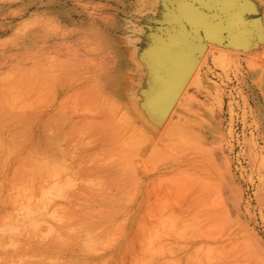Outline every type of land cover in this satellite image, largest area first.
<instances>
[{
    "label": "rangeland",
    "instance_id": "rangeland-1",
    "mask_svg": "<svg viewBox=\"0 0 264 264\" xmlns=\"http://www.w3.org/2000/svg\"><path fill=\"white\" fill-rule=\"evenodd\" d=\"M215 21L223 33L207 41ZM0 127L4 141L26 137L0 154V215L10 191L38 196L41 161L74 180L53 204L93 225L88 250L49 240L40 255L264 264V0H0ZM95 176L113 177L101 199ZM39 214L43 232L66 234L57 213Z\"/></svg>",
    "mask_w": 264,
    "mask_h": 264
},
{
    "label": "bare ground",
    "instance_id": "bare-ground-1",
    "mask_svg": "<svg viewBox=\"0 0 264 264\" xmlns=\"http://www.w3.org/2000/svg\"><path fill=\"white\" fill-rule=\"evenodd\" d=\"M201 20H203V19L200 18L197 21L199 22ZM223 27L224 26H222V24L220 22L215 21V22H210L209 24L202 26V30L204 29L203 31L206 32V35L209 36V38L214 39V38H219L221 36V34L223 33V30H224ZM231 33L232 32H230V34ZM238 37L232 36V38L235 40L236 43L239 42L240 40H243V39L239 40ZM243 43H245V42H243ZM196 46H199V43L196 44ZM209 47L222 49L221 46H218L215 44L208 45V47H206V48H209ZM192 57H193V54H188V58H192ZM180 58H182V57H180ZM180 58H178V63L176 65L174 62H171V65L173 67H176V69H174L172 71V74L178 73V79L176 80L177 84L179 83V81H181V79H183V75H184L185 70H186V68L181 67L178 71L179 66L182 64V62L179 63ZM187 60L190 61L191 59H187ZM189 61H188V64L190 63ZM185 64L187 65V62ZM196 69L197 68L195 67V70L191 74L190 79L193 77L194 73L196 72ZM12 95L13 94H11V96ZM14 96H16V95L14 94ZM6 97L8 98V95L4 94V99H7ZM14 100L15 99L13 97V101ZM5 102L7 103V100H5ZM27 104H28V102L25 103V107H24V103L19 104L18 106H16V109H17V107L21 109L20 106H22V105L24 108H26L28 106ZM13 105H15V104L13 103ZM30 106L31 105H29V107ZM7 107H8V105L6 106V108ZM23 107H22V109H23ZM95 110H96V108H95ZM9 114L11 116V112H8L7 115H9ZM17 114H19V113H17ZM9 117L7 119L12 118V116L10 118ZM160 119H161V117H160ZM62 122L64 123V120H62ZM23 131H24V129H23ZM131 134H133V132ZM123 136L126 137V135H123ZM130 136L131 135H129V137ZM138 136H141V135H138ZM11 137H12V139L10 138L7 141L0 139V154L1 155L6 154L5 158L9 157L7 155L9 153H11V151L13 152V151H15L16 148H19V147L23 146V144H25L24 141L26 140V137L24 136L22 131H21V133L20 132L16 133V131H14V133L12 132ZM8 138H9V136H8ZM126 139H127V137H126ZM47 140H48V138H47ZM122 140H124V139H121L120 141H122ZM175 140H176V138H175ZM124 141H122V143ZM46 145H48V143H46ZM134 149H136V148H134ZM4 161L6 162V159ZM32 165L34 167V171L37 174H40L45 179V181H44V184L41 185L42 187L40 186L41 187L40 192L36 198L28 197L23 192L24 186H22V189H19L17 191H15V190L13 191L11 189L12 191H10V193H9V203H10L9 211L3 215H0V242L6 241V243L9 244V246L11 247V250L9 251V253L0 255V256H2V257H0V263L1 264H61L53 257L48 258L47 255H45V254L40 255L38 253L39 251L44 249V247L46 246V244L49 240L56 242V244L63 249H68V250H71L74 252H78V251H82V250H84V251L88 250V244L87 243L89 242V240L91 241V239H89L91 236L90 230L93 226L91 222H87V221H84L83 219L73 217L71 214L70 215L72 217L71 216L68 217L66 214L67 210H63L62 208L61 209L57 208L53 204V201H54L52 199L53 196H55L57 194L62 195V196L69 194V190H71L73 188L74 180L72 178H68L66 176L60 175V173H58L55 170V168L52 166V164H50L49 162L42 163L41 161L40 162L35 161ZM62 170H63V167H62ZM111 172H112L111 175H113V177H117V178H120V174L122 173L120 171V169H115L114 172L113 171H111ZM20 175H21V171L15 170L13 176L9 177L8 183H11V185L16 184L17 183L16 178L19 177ZM113 177L110 176L109 180H107L106 178H104L102 176H95V177H93V179H91V186H93V190H94L93 196L95 198L101 199L103 197L105 189H107L109 187L110 183L113 181ZM45 209H50L52 212L57 213L55 218L64 224L63 229L65 230L66 234L59 233L58 231H56L55 227L53 229L52 225H51V228L53 231L50 230L51 228L45 232H43L41 230V228L39 227V221L38 220H40L39 218L42 216V214H41V216H39L40 215L39 213H41ZM41 218H43V217H41ZM67 220H69V221H67ZM40 221H42V219ZM43 221H45V220H43ZM45 223H46V221H45ZM89 244H90V242H89ZM31 257H34L35 259L31 260ZM62 264H64V262Z\"/></svg>",
    "mask_w": 264,
    "mask_h": 264
},
{
    "label": "water",
    "instance_id": "water-1",
    "mask_svg": "<svg viewBox=\"0 0 264 264\" xmlns=\"http://www.w3.org/2000/svg\"><path fill=\"white\" fill-rule=\"evenodd\" d=\"M204 30V29H203ZM204 32V35H205V39L208 41L209 39H211V38H209V36H206V32L205 31H203Z\"/></svg>",
    "mask_w": 264,
    "mask_h": 264
}]
</instances>
